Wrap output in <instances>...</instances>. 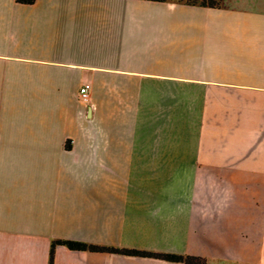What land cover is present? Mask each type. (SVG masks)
Instances as JSON below:
<instances>
[{
    "label": "crops",
    "instance_id": "0c3cea01",
    "mask_svg": "<svg viewBox=\"0 0 264 264\" xmlns=\"http://www.w3.org/2000/svg\"><path fill=\"white\" fill-rule=\"evenodd\" d=\"M56 240L264 264V0H0V264Z\"/></svg>",
    "mask_w": 264,
    "mask_h": 264
},
{
    "label": "trees",
    "instance_id": "16d2710c",
    "mask_svg": "<svg viewBox=\"0 0 264 264\" xmlns=\"http://www.w3.org/2000/svg\"><path fill=\"white\" fill-rule=\"evenodd\" d=\"M20 3H30L32 0H16ZM213 1H210L212 3ZM203 3V2H202ZM54 244H61L64 245L67 249L70 250H105V251H114L126 254H134L139 256H150V257H157L168 261H176L181 262L182 264H204V260L199 257L195 256H181V255H174V254H161V253H150L145 251H138L133 249H113V248H106V247H97L92 245H87L81 242L76 241H69V240H56L53 241L50 245L49 252H48V263L51 264L52 259V250Z\"/></svg>",
    "mask_w": 264,
    "mask_h": 264
},
{
    "label": "built area",
    "instance_id": "2783aa9c",
    "mask_svg": "<svg viewBox=\"0 0 264 264\" xmlns=\"http://www.w3.org/2000/svg\"><path fill=\"white\" fill-rule=\"evenodd\" d=\"M88 88H89L88 84H83V85L79 88V90H78V94H79V98H80V100H82V101H86V99H87V91H88Z\"/></svg>",
    "mask_w": 264,
    "mask_h": 264
},
{
    "label": "rangeland",
    "instance_id": "374dc122",
    "mask_svg": "<svg viewBox=\"0 0 264 264\" xmlns=\"http://www.w3.org/2000/svg\"><path fill=\"white\" fill-rule=\"evenodd\" d=\"M204 264H240V263H230V262H222V261H209V262H205Z\"/></svg>",
    "mask_w": 264,
    "mask_h": 264
}]
</instances>
